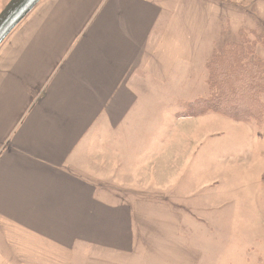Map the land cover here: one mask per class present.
I'll use <instances>...</instances> for the list:
<instances>
[{"label": "crops", "instance_id": "1", "mask_svg": "<svg viewBox=\"0 0 264 264\" xmlns=\"http://www.w3.org/2000/svg\"><path fill=\"white\" fill-rule=\"evenodd\" d=\"M241 3L264 24V0H44L10 35L0 264H202L163 134L143 130L167 91L202 97L186 83L215 31L239 34Z\"/></svg>", "mask_w": 264, "mask_h": 264}, {"label": "rangeland", "instance_id": "2", "mask_svg": "<svg viewBox=\"0 0 264 264\" xmlns=\"http://www.w3.org/2000/svg\"><path fill=\"white\" fill-rule=\"evenodd\" d=\"M8 1H1L0 12ZM237 8L245 16L241 31L254 33L251 37L264 36L262 11L258 17L249 6L241 3ZM228 26V30L213 33L216 42L211 51L206 47L197 60L194 78L186 83L193 86L189 94L209 95L206 64L212 50L240 40L239 34L235 37V27ZM256 51L264 59V46ZM166 93L164 99L171 98L158 101L162 106L157 120L144 125L143 131L163 134L165 166L174 170L166 175L169 183L165 188L175 186L172 190L183 204L195 209L193 227L184 230L192 236L193 246L203 250L202 264H264V124L236 122L212 113L178 120L176 113L184 105L174 97L188 92ZM151 146L149 140V149Z\"/></svg>", "mask_w": 264, "mask_h": 264}, {"label": "trees", "instance_id": "3", "mask_svg": "<svg viewBox=\"0 0 264 264\" xmlns=\"http://www.w3.org/2000/svg\"><path fill=\"white\" fill-rule=\"evenodd\" d=\"M239 32V42L215 48L206 64L207 97L186 103L178 119L217 114L243 123L264 124V59L257 55L264 36Z\"/></svg>", "mask_w": 264, "mask_h": 264}, {"label": "water", "instance_id": "4", "mask_svg": "<svg viewBox=\"0 0 264 264\" xmlns=\"http://www.w3.org/2000/svg\"><path fill=\"white\" fill-rule=\"evenodd\" d=\"M43 0H9L0 12V48Z\"/></svg>", "mask_w": 264, "mask_h": 264}, {"label": "flooded vegetation", "instance_id": "5", "mask_svg": "<svg viewBox=\"0 0 264 264\" xmlns=\"http://www.w3.org/2000/svg\"><path fill=\"white\" fill-rule=\"evenodd\" d=\"M1 1H2V0H0V4H1Z\"/></svg>", "mask_w": 264, "mask_h": 264}]
</instances>
